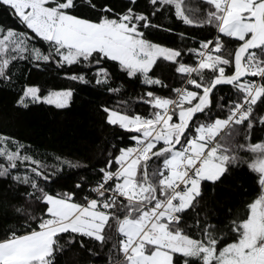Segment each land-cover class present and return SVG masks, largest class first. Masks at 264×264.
<instances>
[{
  "label": "snow or ice",
  "instance_id": "obj_1",
  "mask_svg": "<svg viewBox=\"0 0 264 264\" xmlns=\"http://www.w3.org/2000/svg\"><path fill=\"white\" fill-rule=\"evenodd\" d=\"M202 3L0 0V264H264V0ZM82 93L120 144L37 159L21 113Z\"/></svg>",
  "mask_w": 264,
  "mask_h": 264
},
{
  "label": "trees",
  "instance_id": "obj_2",
  "mask_svg": "<svg viewBox=\"0 0 264 264\" xmlns=\"http://www.w3.org/2000/svg\"><path fill=\"white\" fill-rule=\"evenodd\" d=\"M121 2L122 0H117L118 5ZM183 2L192 14L203 7L202 0H183ZM158 22L169 25L173 23V20L166 14L164 17L158 18ZM192 34L199 36L206 33L193 31ZM157 38L164 39L169 43L173 40L171 35L165 33H158ZM176 42L179 43L178 38ZM19 70L27 73L28 66L21 64ZM30 75L39 83L48 81L47 86L51 87L55 73L33 68ZM56 82L58 83L59 80ZM139 91L140 88L137 86L135 89L127 88L124 94L131 98ZM9 99V96L0 93V107H3ZM92 99V96L82 93L72 110L67 112L55 110L47 105L34 106L31 111L21 113L14 131L23 143L30 146L31 154L49 164L54 163L52 158L56 155L71 159L83 157L86 154L94 155L93 145L105 139L119 145L120 142L115 137L122 134L120 130H116L115 133L110 131L97 134V120L90 105ZM140 110L143 111V105L140 106ZM63 175L65 177L63 184L69 188L74 186V182L80 176H86L89 181L95 179L94 176L83 170L65 169ZM2 185L3 182L0 181V186ZM53 187L54 190H59V186ZM224 195L229 196L231 193H224ZM13 223L15 222L0 215V232ZM90 260L91 258L86 253H80L78 260L74 256L68 257L69 264H88Z\"/></svg>",
  "mask_w": 264,
  "mask_h": 264
}]
</instances>
